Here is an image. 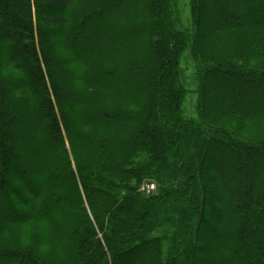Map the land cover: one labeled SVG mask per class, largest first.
Here are the masks:
<instances>
[{
    "label": "trees",
    "instance_id": "trees-1",
    "mask_svg": "<svg viewBox=\"0 0 264 264\" xmlns=\"http://www.w3.org/2000/svg\"><path fill=\"white\" fill-rule=\"evenodd\" d=\"M80 1L0 0V264H264V0Z\"/></svg>",
    "mask_w": 264,
    "mask_h": 264
},
{
    "label": "rangeland",
    "instance_id": "rangeland-1",
    "mask_svg": "<svg viewBox=\"0 0 264 264\" xmlns=\"http://www.w3.org/2000/svg\"><path fill=\"white\" fill-rule=\"evenodd\" d=\"M86 0H81L78 4V6L75 8V11L78 10L79 6H85L86 5ZM119 0L116 2L118 3ZM188 2L189 0H173L171 6H172V10L174 12H176V14L174 15V18L178 19V23H177V27L179 29H188L190 27V13H189V8H188ZM101 30H104L103 27L99 26ZM110 31H113L110 28ZM120 33V32H119ZM84 41L87 43H90L91 40L88 37L87 39H82L81 43H82V47L77 49V53H85L88 51L87 45H85ZM139 47V46H137ZM181 74H182V78H183V83L185 82L187 85L192 86L193 88L195 87V77L193 75V69H194V63L191 60V57L189 56V54H184L182 56V62H181ZM139 75V74H138ZM194 103V101H192V96L189 97L188 101H187V105H186V112L190 114V109L192 104ZM4 211L0 212V215L3 213Z\"/></svg>",
    "mask_w": 264,
    "mask_h": 264
},
{
    "label": "built area",
    "instance_id": "built-area-1",
    "mask_svg": "<svg viewBox=\"0 0 264 264\" xmlns=\"http://www.w3.org/2000/svg\"><path fill=\"white\" fill-rule=\"evenodd\" d=\"M156 184L152 183V182H148L146 184H144L141 188V191L144 192L147 195H151L154 194V192L156 191Z\"/></svg>",
    "mask_w": 264,
    "mask_h": 264
}]
</instances>
